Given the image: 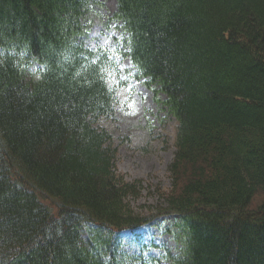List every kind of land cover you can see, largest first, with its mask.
I'll list each match as a JSON object with an SVG mask.
<instances>
[{"label": "trees", "instance_id": "1", "mask_svg": "<svg viewBox=\"0 0 264 264\" xmlns=\"http://www.w3.org/2000/svg\"><path fill=\"white\" fill-rule=\"evenodd\" d=\"M93 2L0 0V264H264V0H117L111 47L86 43ZM124 58L178 119L176 252L122 249L142 185L91 118Z\"/></svg>", "mask_w": 264, "mask_h": 264}, {"label": "rangeland", "instance_id": "2", "mask_svg": "<svg viewBox=\"0 0 264 264\" xmlns=\"http://www.w3.org/2000/svg\"><path fill=\"white\" fill-rule=\"evenodd\" d=\"M117 10V0H94L88 12L89 32L86 43L115 44L118 27L109 17ZM38 63L29 66V80L37 79ZM109 83L117 88L116 100L108 113L92 117V124L107 131L117 148L115 169L125 179L141 182L138 195L126 199L136 214L148 218L135 232L126 229L122 249L130 254L140 251V235L150 245L148 253L159 254L169 248H178V226L175 213L168 209L166 193L172 188L170 165L176 153L178 119L165 103L166 95L160 86L135 76L129 58L120 61V73L110 77ZM137 234V235H136ZM162 262L167 260L162 256Z\"/></svg>", "mask_w": 264, "mask_h": 264}]
</instances>
